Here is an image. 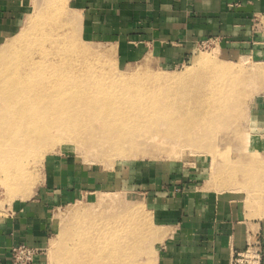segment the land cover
Returning <instances> with one entry per match:
<instances>
[{"label":"rangeland","instance_id":"rangeland-1","mask_svg":"<svg viewBox=\"0 0 264 264\" xmlns=\"http://www.w3.org/2000/svg\"><path fill=\"white\" fill-rule=\"evenodd\" d=\"M17 1L21 27L15 35L0 44V54L21 34L29 32L31 19L41 13L49 0ZM88 2L65 0V5H61L58 12L62 16H57L65 28L72 30L67 34L63 47L65 49L68 44L70 47L66 48L69 52L73 50V61L68 59V64H64L72 71L73 90L94 82L96 88L104 84L103 88L109 91L113 89L111 92L116 93V88L125 84L124 87L128 89L132 86V90L126 92L127 97H142V104L146 106L159 102L160 110L152 109L154 115L149 118V124H143L132 138L130 135L123 136L121 147L131 155L125 159L118 155L112 143L107 142L90 111L83 112L87 115L84 119L81 116L49 119L56 122L51 126L61 125V128L57 132H47L45 136L41 132L35 135L21 119L11 125L0 121V208L32 196L45 180V163L49 159H70L75 165L102 174L103 178L107 177L109 183L83 192L70 203L51 208L48 215V241L42 251L43 264H61L71 235L84 221H89L84 217L99 216L103 206L113 199L131 204L129 207L139 216L140 222L146 221L145 240L150 246L146 245L143 249L149 256L153 254L152 258L155 259L151 264H156L164 235L154 218L151 204L156 198L150 193L151 188L166 184L167 178L184 174V178L194 179L199 185L215 192L239 186L243 190L241 192L247 193L246 205H249L250 212L262 200L264 169L259 157V137L252 122L251 105L264 87V66L252 63L246 57H242L245 62L240 61L241 58H230L217 49L215 51L210 41L196 44L188 60L181 63L158 60L151 54L137 56V53H129L128 49L120 50L119 45L102 38V31L98 34L101 37L99 40L90 35L91 29L86 22ZM69 15H74V21ZM71 47L76 48L74 50ZM82 48L93 53L92 56L80 53ZM197 53L215 54L217 62L236 67L234 75L229 79L216 78L208 83L213 75L205 73L208 72L207 67L191 65L192 57ZM88 64L96 72H91L93 76L85 77ZM2 66L0 61V72ZM99 78L102 83L98 81ZM135 89L136 92H133ZM238 98H241V102L245 100V104L247 102L245 114L236 109L240 102ZM217 101H224L220 105L222 108L213 110ZM64 105L61 102V106ZM158 112L159 119L156 118ZM163 114L165 116L162 117ZM76 208L80 210L73 212Z\"/></svg>","mask_w":264,"mask_h":264},{"label":"crops","instance_id":"crops-1","mask_svg":"<svg viewBox=\"0 0 264 264\" xmlns=\"http://www.w3.org/2000/svg\"><path fill=\"white\" fill-rule=\"evenodd\" d=\"M88 1L90 35L99 40L102 31V38L120 50L181 63L196 44L210 41L230 58L246 57L264 66V0ZM18 4L0 0V44L21 27ZM251 114L264 169V87ZM45 165V180L32 196L0 208V264H13L11 248L20 244L36 250L32 264H43L51 208L109 183L70 159L55 157ZM184 177L167 178L166 184L151 188L156 198L151 209L164 235L156 264H230L248 246L261 252L264 264V194L250 212L247 193L239 186L215 192Z\"/></svg>","mask_w":264,"mask_h":264},{"label":"bare ground","instance_id":"bare-ground-1","mask_svg":"<svg viewBox=\"0 0 264 264\" xmlns=\"http://www.w3.org/2000/svg\"><path fill=\"white\" fill-rule=\"evenodd\" d=\"M63 4L65 5V0H49L41 13L35 14L31 19L29 32L21 34L0 54V61L3 63L0 72V121L5 125H11L21 119L31 127L35 135H39V132H41L45 136L47 132H57V129L61 128L60 124H62L60 122V127L58 125L51 126L56 122L54 121V123L49 119L54 120L56 118L57 120L61 116L66 118L81 116L84 119L87 115L83 112L90 111L91 114L93 113V120L99 123V130L101 129L100 132L104 134L107 142L112 143V146L114 145L121 158H128L131 155L127 154L126 149L121 147L124 140L123 136L130 135L132 138L133 134L143 124L146 122L149 124V118L151 119L154 115L151 110L154 108L159 109L160 104H157L159 102L150 104L147 102L148 106H146L142 104V97L138 99L127 97L126 92H129L132 86L130 85L131 88L128 89L124 87L125 84L121 85L123 87L116 86L119 89L116 88V93L111 92L113 89L109 91L103 88L104 84H99V87L96 88L94 82L90 85L80 86L82 89H79V87L73 90L72 71L64 66L68 59L73 61V50H70L71 53L69 52L67 48L70 46L68 44L66 45L67 48L64 49L63 47L67 34H70L72 30L65 28L66 26L61 24L62 21L57 17L62 16L58 12ZM73 16L69 15L68 17H71L74 21ZM71 19L68 23L71 22ZM74 48L71 47V49ZM214 49L216 51V48ZM80 53L89 54V56L93 54L89 53L86 48H82ZM94 56L96 55L94 54ZM240 61L245 62L242 58ZM193 64L207 67L208 72L205 73L213 75V79L207 81L208 83L216 78L217 80L219 78L229 79L236 70V67L233 68L217 62L213 53L212 55L198 53L193 55L191 65ZM88 65V69L84 70L85 77H88V75L93 76L91 72H96L91 70L90 64ZM253 69L257 71L256 67ZM263 72L264 69L262 75H264ZM119 77L122 78L120 74ZM98 81L101 82V79L99 78ZM119 81L120 83H117L121 84V80ZM133 92H136V89ZM241 98H238V100ZM241 101L236 105L238 106L236 109L245 114L248 105L247 102L244 103L245 100ZM61 102L66 105L61 106ZM217 102L215 106L213 105V110L222 108L220 105H223L224 101ZM74 109H76L75 113ZM159 116L160 112L157 113L156 118L159 119ZM163 116L165 115L163 114ZM110 136L115 138L111 139ZM130 150H132L131 147ZM129 206L132 205L127 202L120 203L119 200L113 199L103 206L99 216L91 218L87 215L84 217L89 220L86 221L88 223L81 222L82 224H79L80 226H78L74 235H71L72 238L70 242L68 241V247H66L65 255L62 256L60 263L151 264L155 259L152 258L153 254L149 256L144 253L143 249L146 245L147 247L150 246V243L147 244L145 240L147 231L144 223L146 221L142 220L144 223H141L139 216ZM73 210H75L73 212H76L80 209ZM160 238L162 239V237ZM153 248L151 250H154ZM149 254L151 255V253Z\"/></svg>","mask_w":264,"mask_h":264},{"label":"built area","instance_id":"built-area-1","mask_svg":"<svg viewBox=\"0 0 264 264\" xmlns=\"http://www.w3.org/2000/svg\"><path fill=\"white\" fill-rule=\"evenodd\" d=\"M13 264H32L36 250L20 244L11 248ZM230 264H261V252L253 246H248L244 251L237 252Z\"/></svg>","mask_w":264,"mask_h":264}]
</instances>
